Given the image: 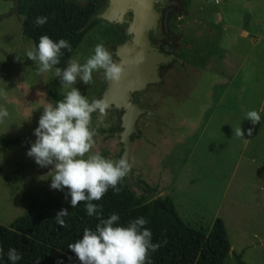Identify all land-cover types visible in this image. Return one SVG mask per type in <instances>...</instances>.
I'll list each match as a JSON object with an SVG mask.
<instances>
[{
    "label": "rangeland",
    "instance_id": "obj_1",
    "mask_svg": "<svg viewBox=\"0 0 264 264\" xmlns=\"http://www.w3.org/2000/svg\"><path fill=\"white\" fill-rule=\"evenodd\" d=\"M196 1L186 24L189 41L178 49L182 67H171L162 84L136 95L154 115L137 122L139 134L129 158L131 186L136 195L146 185L156 187L150 201L171 198L183 223L196 230H208L221 219L232 247L224 264H237L234 254L245 264H264L259 124L247 120L249 111L264 118V39L252 45L239 37L240 30H247L254 38L257 23L264 32V0ZM11 7L0 0V17ZM22 19L15 13L0 19V91L7 92L0 95V106L9 112L0 135L22 141L21 146H0V225L5 227L24 215L33 200L68 199L67 189L50 187L52 166L41 168L27 156L25 146L36 140L43 107L56 102L54 91L63 99L69 89L61 88L54 69L38 74L26 58L34 46L21 33ZM101 26L99 22L85 34L71 58L78 56L83 64L101 42L113 52L117 41L104 36ZM93 78L91 85H75L89 102L105 85L103 71ZM97 116L93 114L94 126ZM105 123L110 126L97 129L93 151L119 160V114L107 110ZM237 128L243 137L236 135Z\"/></svg>",
    "mask_w": 264,
    "mask_h": 264
},
{
    "label": "clouds",
    "instance_id": "obj_2",
    "mask_svg": "<svg viewBox=\"0 0 264 264\" xmlns=\"http://www.w3.org/2000/svg\"><path fill=\"white\" fill-rule=\"evenodd\" d=\"M48 22V17L37 16L36 26ZM64 50L71 53L69 41H54L47 35L40 37L38 46L26 52V58L33 61L38 74L53 71L61 83V88L69 89L62 100L54 104L48 102L43 107L38 127L34 130L36 140L31 144L27 156L34 158L41 168L52 166L50 187L54 190L67 189L66 199L70 196L72 208L83 203L89 216L95 215L99 223L95 230L85 228L82 238L69 244L68 249L74 253L79 264H151V254L156 252L160 244L153 243L152 232L144 217L132 220L127 226H118L120 217L112 214L109 218L102 217L100 201L111 189L114 193L122 191L121 183L131 171L132 164L124 158L113 160L94 152L97 129L107 119V105L101 102H89L75 85L94 83L93 74L103 71L104 78L119 82L124 75V67L113 60L112 53L98 43L94 54L81 64L79 57L70 58L64 68L56 67L64 56ZM19 59V57H17ZM0 95H7L0 91ZM98 113L97 123L93 125V114ZM9 116L7 108L0 106V123ZM257 111H249L247 120L253 126L260 123ZM253 129L247 131L251 136ZM237 136H244L241 128L236 129ZM246 142V141H245ZM48 174V175H49ZM68 209H61L55 221L62 228L69 227L65 217ZM3 249L0 248V257ZM8 258L16 264L22 257L14 248L8 251Z\"/></svg>",
    "mask_w": 264,
    "mask_h": 264
},
{
    "label": "trees",
    "instance_id": "obj_3",
    "mask_svg": "<svg viewBox=\"0 0 264 264\" xmlns=\"http://www.w3.org/2000/svg\"><path fill=\"white\" fill-rule=\"evenodd\" d=\"M96 10V1L92 0L85 5L78 0H19L18 12L23 16L21 33L34 48L43 35L54 41H69L72 52L64 50L65 54L56 66L63 68L85 34L95 25L92 19ZM37 16L48 17V22L36 26ZM52 95L55 101L62 100L56 91ZM21 145L18 138L0 135V146ZM120 186L121 192L114 193L110 189L100 201L93 203L102 206L101 215L105 219L117 214L120 217L118 226H127L139 217L148 221L145 227L152 232L153 243L160 244L159 249L151 254V264L225 263L231 246L221 219H215L208 230H196L183 223L169 197L157 198L162 208L153 209L150 199L156 187L146 185L144 192L136 195L126 178ZM61 209L69 211L65 217L69 227L62 228L55 221ZM98 223L95 215L87 214L83 203L72 208L70 196L66 201L55 198L33 200L24 215L8 227L0 225V248L3 249L0 264H12L8 258L10 248L16 249L22 257L16 264H79L68 245L82 238L85 228L95 230ZM234 258L237 264H245L240 255L234 254Z\"/></svg>",
    "mask_w": 264,
    "mask_h": 264
},
{
    "label": "water",
    "instance_id": "obj_4",
    "mask_svg": "<svg viewBox=\"0 0 264 264\" xmlns=\"http://www.w3.org/2000/svg\"><path fill=\"white\" fill-rule=\"evenodd\" d=\"M12 3V7L7 14L0 19L8 17L12 13L19 15V0H4ZM155 0H110L107 10L98 15L97 18L107 21H121L122 14L128 9L133 12V19L129 23L128 33L132 34V42L115 47V56L118 60L114 62L124 67V75L119 82L106 81V87L100 98L92 102L99 101L101 106L107 105V110L115 108L121 112L119 130L115 136L119 139L121 154L119 159L124 158L129 161L133 138L138 136L136 124L142 115L153 116L149 109L138 107L131 99L135 92L144 90L149 84L159 82L158 66L171 62L173 55L165 56L158 53L149 46L146 39V31L154 28L157 21V13L153 9ZM119 18V19H117ZM30 150V147H27ZM129 185L132 182L131 171L125 177ZM153 209H161V204L157 199L152 201Z\"/></svg>",
    "mask_w": 264,
    "mask_h": 264
},
{
    "label": "flooded vegetation",
    "instance_id": "obj_5",
    "mask_svg": "<svg viewBox=\"0 0 264 264\" xmlns=\"http://www.w3.org/2000/svg\"><path fill=\"white\" fill-rule=\"evenodd\" d=\"M81 5H85L91 0H78ZM96 1V14L93 17L92 21H95L97 25L101 22V33L104 36L109 37L112 42L116 40L117 43L115 47L125 42H132V34L128 33L129 23L133 19V12L131 9H128L126 12L122 14L121 21H107L100 18H97L98 15L104 13L110 5V0H92ZM196 0H155L153 3V9L157 13V21L154 28H151L146 31V39L150 47H152L158 53H162L165 56L173 55L174 58L171 62L166 64H160L158 66V77L159 82L156 84H149L147 87L140 91L135 92L131 95L132 101L140 108L148 109L146 106L139 104L136 101V95L144 93L151 87H156L162 84L163 79L166 76V73L170 70L171 67L179 66L182 67L183 59H181L178 54L179 46H183L185 43L187 45L189 38L187 35V21L192 16L191 8L192 6H196ZM119 19V18H117ZM194 39V36H192ZM115 47L112 52L113 60H118L115 56ZM106 79L105 85L98 97L95 99H99L101 94L103 93L106 87ZM92 102V101H91ZM109 110H115L120 117L121 112L115 108H111ZM150 110V109H149ZM145 116V115H142ZM140 116L137 120L142 117ZM137 127V124H136ZM135 138V137H134ZM133 138V139H134Z\"/></svg>",
    "mask_w": 264,
    "mask_h": 264
},
{
    "label": "crops",
    "instance_id": "obj_6",
    "mask_svg": "<svg viewBox=\"0 0 264 264\" xmlns=\"http://www.w3.org/2000/svg\"><path fill=\"white\" fill-rule=\"evenodd\" d=\"M259 25V23H257ZM257 25V30H259V34H255L254 38L250 37V33L247 30H240L239 37L243 39H249L250 44H257L259 45V41L264 39V32L261 28ZM241 35V36H240ZM255 45V46H257ZM258 47V46H257ZM163 126V125H162ZM257 148V156H259V198L261 199L260 205L262 214L264 215V118L260 119L259 123V149ZM251 160V159H249ZM173 201V200H172ZM174 203V202H173ZM175 205V204H174ZM264 221V217L263 220ZM225 226V223H224ZM232 250V247H231Z\"/></svg>",
    "mask_w": 264,
    "mask_h": 264
}]
</instances>
